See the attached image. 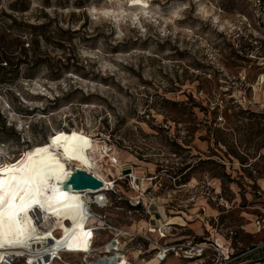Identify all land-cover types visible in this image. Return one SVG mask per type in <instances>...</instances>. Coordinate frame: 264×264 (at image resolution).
<instances>
[{
	"label": "rangeland",
	"instance_id": "rangeland-1",
	"mask_svg": "<svg viewBox=\"0 0 264 264\" xmlns=\"http://www.w3.org/2000/svg\"><path fill=\"white\" fill-rule=\"evenodd\" d=\"M199 1L147 0L149 17L131 20L125 0H0V179L57 131L111 146L115 163L98 174L113 190L88 208L92 255L122 230L118 251L150 262L166 241L148 232L178 215L187 240L260 244L239 235L264 186V85L250 45L262 32L243 0Z\"/></svg>",
	"mask_w": 264,
	"mask_h": 264
},
{
	"label": "bare ground",
	"instance_id": "bare-ground-1",
	"mask_svg": "<svg viewBox=\"0 0 264 264\" xmlns=\"http://www.w3.org/2000/svg\"><path fill=\"white\" fill-rule=\"evenodd\" d=\"M125 1L136 9L131 20L149 17L145 15L146 0ZM199 11L205 12L202 4ZM100 144L91 137L79 138L66 131H57L45 143L5 163L6 176L0 179V264H17L26 251L33 254L30 262L37 260V264H50L51 259L63 251L73 253L69 255L92 252L96 235L89 226L93 219L87 200L113 187L98 174L106 158L100 151ZM73 166L76 171L93 174L103 187L97 191H70L65 184L74 172ZM31 212L36 214V221ZM118 247V243H107L105 253L94 257V264H131ZM138 255H134L135 260ZM136 264L158 262L152 259Z\"/></svg>",
	"mask_w": 264,
	"mask_h": 264
},
{
	"label": "built area",
	"instance_id": "built-area-1",
	"mask_svg": "<svg viewBox=\"0 0 264 264\" xmlns=\"http://www.w3.org/2000/svg\"><path fill=\"white\" fill-rule=\"evenodd\" d=\"M147 1V0H146ZM245 4L248 6L251 16H252V25L251 28L253 30L257 29L258 31L262 32V36L260 39H254L250 42V45L256 51L253 56H251L252 60L260 61L259 68L261 69L260 73L257 76V81L259 85H264V0H243ZM260 50V52H259ZM101 153L106 156L107 159L110 160L111 163H115V158H113L114 152L111 146L108 144H104L101 146ZM88 174V173H87ZM93 175V174H89ZM113 187L109 190L102 192L99 195H91L93 197L87 201V208L90 205H98L103 204L107 201L105 194L111 192ZM255 195L257 197H264V190L256 191ZM140 205V202L134 204L133 207H137ZM31 217L36 221V214L31 212ZM216 221V220H215ZM264 220L261 222H256L257 229L260 231L262 227H264ZM154 232H148L150 234H157L158 239L163 241L167 240L172 236H182L184 232L183 228H174L173 226H168L166 223L159 224V227L155 230L152 229ZM94 229L93 232H95ZM115 239L111 242L118 243L120 247V240L127 235L122 230H115ZM228 235L230 237H236L237 233L234 231H229ZM110 242V243H111ZM256 249L264 248V243L258 244ZM154 259L158 262V264L165 263L169 258H174L180 260L182 262L187 263H194V264H256L255 261L248 259L249 254L252 250H234L231 251L226 250L225 248L219 246L213 241H203V242H196L194 240H187L185 237L175 240L171 243H166L165 245L158 246L154 249ZM93 252V251H92ZM92 252L84 253L80 256L84 257V261H87L86 264H94L97 255H92ZM61 254H73L69 253L68 251H63ZM32 253L26 251L24 255L19 259L17 264H37V260L30 262V257H32ZM60 259V256L57 260ZM6 264H11V262H6ZM85 264V262H84Z\"/></svg>",
	"mask_w": 264,
	"mask_h": 264
},
{
	"label": "crops",
	"instance_id": "crops-1",
	"mask_svg": "<svg viewBox=\"0 0 264 264\" xmlns=\"http://www.w3.org/2000/svg\"><path fill=\"white\" fill-rule=\"evenodd\" d=\"M262 86V85H261ZM119 172V170H118ZM258 190H264V186H258L257 189L253 192V194L250 196V200H248L246 206H245V211L243 213L244 215V225H240V231H242V235H239L240 238L244 237L245 240H257L260 241L259 243H264V227H262V229L259 231L257 229L256 226V222H261V220H264V197H257L255 195L256 191ZM226 204V208L227 211L229 210V212L227 214H231L232 211V207L235 205V201H232L231 203H229L228 201L225 202ZM248 217V218H246ZM229 223V219L226 218H222L220 221H225ZM163 223H167L170 225H173L174 228H187V221L185 222L184 217L182 218L180 215H178L177 217H170V218H166L164 217L163 219ZM222 224V222H221ZM264 225V224H262ZM232 226V224H231ZM234 226V225H233ZM184 236H181L179 238H177V236H172L170 238H168L167 240H163L166 241V243H171L175 240H179ZM238 239V238H237ZM210 241L207 240V242ZM213 242H215L216 244H218L219 246L225 248L226 250L231 251L232 249H234V245L232 243V240H230V242L226 241L225 239L219 237V236H215L214 240H211ZM210 241V242H211ZM257 245H253L252 246V252L249 254L248 259L255 261L256 264H264V248L262 249H256ZM175 262H182L180 260L174 259V258H169L166 262H168L169 260H172ZM165 262V263H166ZM174 263V262H171ZM164 264V263H163Z\"/></svg>",
	"mask_w": 264,
	"mask_h": 264
},
{
	"label": "water",
	"instance_id": "water-1",
	"mask_svg": "<svg viewBox=\"0 0 264 264\" xmlns=\"http://www.w3.org/2000/svg\"><path fill=\"white\" fill-rule=\"evenodd\" d=\"M65 186L66 188H70V191L78 192L87 190L97 191L103 187V184L93 175L75 171L69 176Z\"/></svg>",
	"mask_w": 264,
	"mask_h": 264
},
{
	"label": "trees",
	"instance_id": "trees-1",
	"mask_svg": "<svg viewBox=\"0 0 264 264\" xmlns=\"http://www.w3.org/2000/svg\"><path fill=\"white\" fill-rule=\"evenodd\" d=\"M4 127V124H2V128Z\"/></svg>",
	"mask_w": 264,
	"mask_h": 264
}]
</instances>
